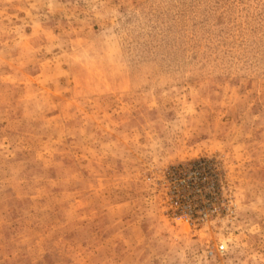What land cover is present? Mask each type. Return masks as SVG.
<instances>
[{"label": "rangeland", "instance_id": "obj_1", "mask_svg": "<svg viewBox=\"0 0 264 264\" xmlns=\"http://www.w3.org/2000/svg\"><path fill=\"white\" fill-rule=\"evenodd\" d=\"M0 264H264V0H0Z\"/></svg>", "mask_w": 264, "mask_h": 264}]
</instances>
